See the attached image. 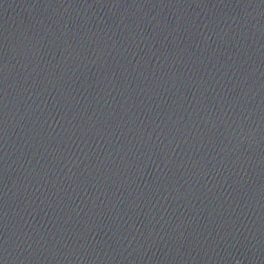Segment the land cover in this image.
<instances>
[{
  "label": "water",
  "instance_id": "1",
  "mask_svg": "<svg viewBox=\"0 0 264 264\" xmlns=\"http://www.w3.org/2000/svg\"><path fill=\"white\" fill-rule=\"evenodd\" d=\"M0 264H264V0H0Z\"/></svg>",
  "mask_w": 264,
  "mask_h": 264
}]
</instances>
